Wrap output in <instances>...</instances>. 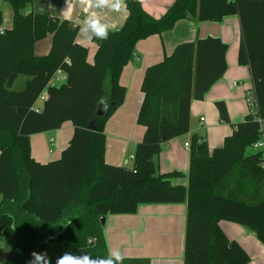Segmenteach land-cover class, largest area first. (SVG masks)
Listing matches in <instances>:
<instances>
[{"label": "trees", "instance_id": "16d2710c", "mask_svg": "<svg viewBox=\"0 0 264 264\" xmlns=\"http://www.w3.org/2000/svg\"><path fill=\"white\" fill-rule=\"evenodd\" d=\"M11 10V25L0 32V236L14 245L10 264H38L31 253L53 244L73 256L106 258L100 217L132 214L140 204L186 202L183 264H247L250 257L225 235L219 220L244 226L264 245V149L252 144L264 136V0H173L154 18L139 0H123L127 15L106 40L93 37V61L76 41L78 27L44 12H27L32 0H0ZM219 21L237 15V61L247 67L254 113L232 123L224 101H215L220 121L231 133L211 151L194 136L189 147L187 185L172 184L181 172L160 173L161 145L189 129L190 104L202 100L226 71L227 44L207 36L177 43L145 69L136 121L144 127L132 166L104 161V124L123 102L122 68L138 40L171 30L180 19ZM3 21L0 7V27ZM50 36L46 54L35 44ZM56 70L65 81L50 85ZM20 88H13L18 77ZM42 93L46 98L36 102ZM102 106V113L97 109ZM69 121L73 133L59 158L41 163L30 154V135ZM69 218L58 235H43L44 223ZM42 264V262H41ZM50 264H53L50 261ZM121 264H149L123 258Z\"/></svg>", "mask_w": 264, "mask_h": 264}, {"label": "crops", "instance_id": "0c3cea01", "mask_svg": "<svg viewBox=\"0 0 264 264\" xmlns=\"http://www.w3.org/2000/svg\"><path fill=\"white\" fill-rule=\"evenodd\" d=\"M139 1L142 8L154 18L161 17L173 2V0ZM26 11L44 12L60 20L67 19L77 26L76 41L87 48L89 62L93 61L96 45L92 40L93 37L88 41L86 34L80 32L84 26V19L95 14L111 31L117 30L127 15L124 2L119 12H111L107 8L91 7L90 0H32L30 8L27 7ZM87 35L90 36L91 33ZM207 36L220 37L227 44L226 71L209 88L202 100L191 101L188 131L161 145V150L155 157L158 171L181 172V176L171 178V183L186 186L189 150L184 144H190L192 138L196 136L207 143L210 151L221 146L224 137L231 133L232 128L229 124L220 121L215 101H224L232 123L242 121L250 113L245 99L246 93L251 91L250 76L247 67L237 61L241 38L237 15L225 16L219 21L199 20L196 14L187 19H180L171 30L138 40L132 60L122 68L119 82L125 87L124 100L104 124L106 163L128 168L132 166V159L127 160L133 155L135 146L144 132V127L137 123L136 116L142 98L140 86L146 67L161 60L165 54H169L177 43L195 41L197 38ZM50 44V36L39 40L35 44V53L46 54ZM19 78L21 82L16 88H20L24 83V77L20 76L16 81ZM39 105L41 101L38 99L36 106ZM72 133L73 126L71 122L66 121L57 129L31 134L29 138L31 156L41 163L59 158ZM186 212L187 204L181 202L140 204L136 212L131 215H105L102 234L108 254L112 250H118L123 258H147L149 264H183ZM68 220L69 218L63 216L58 221L44 223L42 234L49 236L63 233ZM128 221H130L129 225H125L124 223ZM218 223L227 238L236 241L246 251L250 257L247 264H264V245L251 231L227 220H219ZM118 226H121V229H117ZM123 229H125V239ZM127 234L130 236L131 244H127ZM8 238L13 242L7 241V245L13 248L14 239ZM65 252L59 244H53L49 250L50 261L55 264L56 259ZM10 261L9 259L8 264Z\"/></svg>", "mask_w": 264, "mask_h": 264}, {"label": "clouds", "instance_id": "9594fccd", "mask_svg": "<svg viewBox=\"0 0 264 264\" xmlns=\"http://www.w3.org/2000/svg\"><path fill=\"white\" fill-rule=\"evenodd\" d=\"M123 0H90V6L96 9L107 8L111 12H119L122 8ZM83 27L80 29L81 33L86 34V40L90 41L92 37L99 40H106L108 37L109 28L106 24L95 15L91 14L87 16L83 21ZM91 33L90 36L87 34ZM256 148H264V143L259 141L254 145ZM32 259L37 261L38 264H50L47 258V253H31ZM122 255L118 250H112L109 252L106 258L97 257L96 259H90L89 255L84 254L81 256H73L70 253L65 252L62 256L56 259L55 264H121Z\"/></svg>", "mask_w": 264, "mask_h": 264}, {"label": "rangeland", "instance_id": "374dc122", "mask_svg": "<svg viewBox=\"0 0 264 264\" xmlns=\"http://www.w3.org/2000/svg\"><path fill=\"white\" fill-rule=\"evenodd\" d=\"M0 7H1L2 12H3V21H2L1 27L2 28H7L11 24V18H12L11 12H10L11 10L8 7V4L5 3L4 1L0 3ZM28 8H30V6ZM111 31H114V30H111ZM20 82H21V78H19V80L15 81L13 88H16L18 86V83H20ZM127 161H131L130 158ZM125 168H128V167H125ZM110 215H120V216H123V215H131V214H110ZM129 223H130V221H128V222H126L124 224L125 225H129ZM108 228H110V227L108 226ZM117 229H121V226H118ZM103 233H105V232H103ZM123 234H124V239H125V229H123ZM126 239H127V244H131L130 243V236H129V234H127ZM7 241H8V243L9 242L10 243L13 242V240L10 239V238H8V237H1L0 238V264H8L9 263L10 252H11L12 247H8Z\"/></svg>", "mask_w": 264, "mask_h": 264}, {"label": "built area", "instance_id": "2783aa9c", "mask_svg": "<svg viewBox=\"0 0 264 264\" xmlns=\"http://www.w3.org/2000/svg\"><path fill=\"white\" fill-rule=\"evenodd\" d=\"M3 31V28H0V32ZM66 79V75L60 71V70H56L53 75L50 77L49 79V84L50 85H56V84H60L62 83L63 81H65ZM46 98V93H42L40 96H39V100L42 101L43 99ZM245 99H246V102H247V105L250 109V113H254L255 109H256V102L253 98V95H252V92L251 91H248L246 93V96H245ZM202 120V118H201ZM257 122L259 123V126H260V130L262 131L264 129V118H260V117H257L256 118ZM260 142V143H264V136H262L260 139H258L256 142H254L252 144V148L254 149H264V148H256L254 145L257 143V142ZM185 148L187 150H189V147H190V144L189 143H185L184 144ZM263 156H264V152H263ZM130 159L133 158V155H130L129 156ZM262 167L264 168V161L262 162Z\"/></svg>", "mask_w": 264, "mask_h": 264}, {"label": "water", "instance_id": "95a60500", "mask_svg": "<svg viewBox=\"0 0 264 264\" xmlns=\"http://www.w3.org/2000/svg\"><path fill=\"white\" fill-rule=\"evenodd\" d=\"M97 113L98 114H101L102 113V106L101 105H99V107L97 109ZM100 223H101V225H104V216H101L100 217Z\"/></svg>", "mask_w": 264, "mask_h": 264}]
</instances>
